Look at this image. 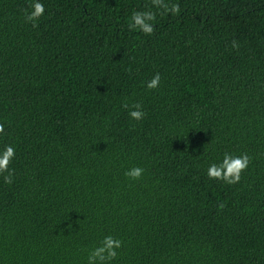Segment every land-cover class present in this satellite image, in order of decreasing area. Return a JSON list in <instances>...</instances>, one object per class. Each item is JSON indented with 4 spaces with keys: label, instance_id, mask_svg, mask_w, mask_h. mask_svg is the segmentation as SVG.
Returning a JSON list of instances; mask_svg holds the SVG:
<instances>
[{
    "label": "trees",
    "instance_id": "1",
    "mask_svg": "<svg viewBox=\"0 0 264 264\" xmlns=\"http://www.w3.org/2000/svg\"><path fill=\"white\" fill-rule=\"evenodd\" d=\"M37 2L33 27L0 0V264H88L107 235L110 264H264V0ZM225 152L251 158L234 185L207 176Z\"/></svg>",
    "mask_w": 264,
    "mask_h": 264
},
{
    "label": "clouds",
    "instance_id": "2",
    "mask_svg": "<svg viewBox=\"0 0 264 264\" xmlns=\"http://www.w3.org/2000/svg\"><path fill=\"white\" fill-rule=\"evenodd\" d=\"M153 6L157 9L163 8L165 12H170L173 15L179 14L181 9L178 3L169 5L165 0H151ZM29 8L32 11L29 13L26 10L25 22L31 23L33 27H37L39 18L44 14V5L37 0H30ZM156 19V12L151 10L133 11L129 19V29H139L145 35H152L154 26L150 23ZM236 46L235 43L233 45ZM161 76L156 73L149 81L146 82V87L149 90H154L159 87ZM124 108L129 109V117L133 120H142L146 113L142 110L140 103H123ZM0 133H4V125L0 123ZM15 148L12 145L5 144L0 150V176H3L6 184L13 182V171L9 165L15 157ZM251 158L245 153L241 155H233L225 152L219 163L213 162L207 168V176L210 180L222 181L228 185L239 183L241 174L247 170ZM144 169L135 166L125 171V177L131 180H139L144 174ZM7 173V175H4ZM223 204L219 207L223 208ZM122 247V241L112 235L105 236L99 246L93 248L87 257L88 264H110L117 257V249Z\"/></svg>",
    "mask_w": 264,
    "mask_h": 264
}]
</instances>
